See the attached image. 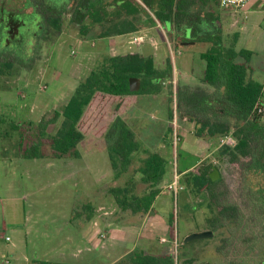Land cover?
Returning <instances> with one entry per match:
<instances>
[{
	"label": "rangeland",
	"instance_id": "obj_1",
	"mask_svg": "<svg viewBox=\"0 0 264 264\" xmlns=\"http://www.w3.org/2000/svg\"><path fill=\"white\" fill-rule=\"evenodd\" d=\"M66 1L44 0V3L56 7ZM21 5L20 0H0V7L7 10H17ZM38 5L43 7L41 1ZM26 11L30 13L29 9ZM218 13L223 15L224 12L220 10ZM139 17L148 26L156 24L148 23V16L140 14ZM222 17L220 23L224 28L220 37L223 45L233 47L236 51L245 49L252 52L249 66L255 68V74L260 76L257 79L262 83L264 0H253L247 5L245 14L235 17L239 23H235L232 15ZM36 18L31 15L28 18L30 20H26L32 21V25L28 26L31 37L29 42L25 41L21 45L23 51L17 47L14 53L7 55L14 66L3 76L0 74V261L7 259L10 264H29L25 259L35 258L72 264H110L115 260V264H118L128 255L142 250L154 255L171 254L174 264H240L249 245L246 242L249 231H235L238 239L234 242H223L226 233L223 237L213 235L210 239L183 244L190 233L207 231L205 193L192 199L185 189L172 194L164 189L162 183L153 210L144 223L141 220L138 224L137 219L121 214L109 189L123 186L132 171L119 178L114 177L103 137H97L95 133L85 136L77 146L78 158H55L46 141L42 147L45 157L39 160L17 158L10 148L20 133L12 131L11 126L21 125V133H38V125L45 122L42 133L55 134L60 119L54 123H50V119L67 102L77 84L92 67L104 56L143 53L141 46L144 43L147 53H156L153 58L159 67L162 68L169 59L172 79L171 82H164L158 94L139 93L127 97L122 119L140 144L158 151L168 161L165 178L169 180L171 176L192 168L202 162L207 154H211L204 160L205 163L215 165L221 175V184L227 190L229 202L247 215L249 209L246 208L244 197L246 182L225 160H217L214 142L209 145L205 139L206 147L202 138L191 133L194 132L192 123L178 109L179 87L189 81L196 84L197 89L204 87L201 79L205 63L199 55L210 44L199 43L181 48L177 41H171L170 36L165 34L164 29L168 32V26L163 28L161 38H155L152 29L147 31L146 36L138 34L100 38L97 26L92 28L87 37H82L77 28L70 24L67 13L61 18L60 32L53 33L50 29L51 32L44 37V32H40L35 24ZM43 25L49 29L47 22ZM134 38H142V41H135ZM7 56L3 59H7ZM239 60L244 61L243 58H237L236 62ZM189 68L194 71L196 80L188 79L178 72L183 69L189 74ZM262 105L264 108V96ZM261 121L264 126V110ZM5 133L13 134L4 139ZM174 134L179 139L175 147L172 144ZM212 150L215 152L210 153ZM135 180L136 190L140 193L144 186L138 183L137 176ZM176 183L180 185L178 179ZM86 206L92 207L98 224L97 229L94 227V231L89 233L91 235L85 238L91 237L89 243L82 238L90 223L86 220L89 213L84 208ZM78 213L81 216L76 220ZM169 216H172V225L169 224ZM4 237H9L10 241H5ZM220 246L224 249L218 250ZM254 247L261 251V256L264 255V239L255 243ZM130 249L133 250L128 252ZM255 261L254 264H258V260ZM262 261L259 264H264V258Z\"/></svg>",
	"mask_w": 264,
	"mask_h": 264
},
{
	"label": "trees",
	"instance_id": "obj_2",
	"mask_svg": "<svg viewBox=\"0 0 264 264\" xmlns=\"http://www.w3.org/2000/svg\"><path fill=\"white\" fill-rule=\"evenodd\" d=\"M20 1L24 3L17 10L2 9V76L14 66L4 53L5 49L20 48L22 45L20 40H17V45L8 40L6 31L10 28L17 30L27 23L26 20H30L28 18L31 15L37 17L35 24L40 32H44V37L51 32L50 29L53 33L60 32L61 18L67 13L70 24L77 28L82 37H87L94 26L100 29V38L132 34L142 27L138 21L141 14L148 16V23L157 21L163 28L168 26L177 33L181 28L188 27L193 37L198 38L201 36L198 32L201 31L200 24L210 21V10L219 7V0H67L56 7L47 6L44 0ZM40 1L43 7L38 5ZM28 7L31 8L30 13L26 11ZM44 22H47L49 29L43 25ZM220 34L215 27L211 33H202L209 39L194 40L195 43L210 44L199 55L205 63L201 81L207 89L179 87L178 109L183 117L194 123L193 133L197 137L217 139L232 133L237 141L236 146L218 148L215 157L220 161L225 160L246 182L244 197L248 214L244 215L237 205L229 202L221 177L214 182L210 180L209 174L216 168L211 162L202 161L199 166L181 174L178 181L192 199L206 194L208 216L205 222L207 231H212L214 237L227 233L223 242H234L238 239L235 231L250 232L246 239L249 245L240 264H254L256 259L259 264L263 262L264 255L261 256V251L255 249L254 244L264 239V126L261 121L264 85L249 77L248 63L252 52L225 47ZM6 56L8 58L3 59ZM237 58H243L244 61L236 62ZM130 78L140 80L138 92L129 91ZM171 79L172 64L169 59L162 68H158L151 55L135 53L104 56L77 84L67 102L54 112L50 123L60 119L55 134L42 133L45 122L38 125V133H21V125L11 126L12 131L20 132L10 147L12 153L25 160L42 159L45 157L43 142L46 141L55 158H78L77 146L85 136L95 133L97 137H103L114 177L119 178L132 171L125 184L109 189V194L118 211L137 219L139 224L151 211L161 192L168 161L158 152L140 144L122 116L128 103L127 97L139 93L158 94L164 82ZM203 100L205 104H201ZM108 119L110 121L107 124ZM10 134L13 133H5L3 138H10ZM136 176L138 183L144 186L140 193L136 190ZM84 208L89 210L86 220L92 221L95 216L92 207ZM168 220L172 225V216ZM223 249V246L218 248ZM128 256L118 264H174L173 255L168 253L154 255L141 250ZM35 264L72 263L38 260Z\"/></svg>",
	"mask_w": 264,
	"mask_h": 264
},
{
	"label": "crops",
	"instance_id": "obj_3",
	"mask_svg": "<svg viewBox=\"0 0 264 264\" xmlns=\"http://www.w3.org/2000/svg\"><path fill=\"white\" fill-rule=\"evenodd\" d=\"M253 0H250L249 1V3H248V5L252 2ZM247 7V6H246ZM220 10L221 11H223L224 13H223V15H220V13H218V12H220ZM210 14H211V18H210V21H203L201 24H200V28H201V31H198L199 32V34L201 35L200 37H198V38H196V37H193V35H192V30H190L188 27H183V28H181V31L180 32H176L174 29H172V28H170L169 27V32H167L166 30H164L165 31V34L167 33L168 34V36H170V38H171V41H175V40H178L179 39V37H183V36H186V38H187V40H191V41H193L194 42V40H205V39H209V37L207 38V36H203L202 35V33H204V32H207V33H211L212 32V28H217V29H219V31L221 32V30L224 28V26L220 23V21H221V19L223 18L222 16H227V15H232L230 12H227V11H224V10H222V9H220L219 7H217V8H214V9H212V10H210ZM152 16V18L154 19V17H153V15H151ZM233 16V18H235V16L234 15H232ZM237 18V17H236ZM235 18V20H237ZM213 19V20H212ZM138 21H139V24L140 25H142V27L138 30V31H136V32H134V33H132V34H124V35H144V36H146L147 35V31H149V30H151L152 29V33H154V37L155 38H161V35H163L164 34V32H163V27L157 22V21H155L156 22V24H154V25H151V26H148V24H146L145 22H144V20H143V18H138ZM238 23H239V21H238ZM151 33V32H150ZM120 36H122V35H118V36H112V37H115V38H119ZM220 36H221V34H220ZM196 44H199V43H194V44H190V45H188V46H194V45H196ZM180 47L181 48H185V47H182L181 45H180ZM187 47V46H186ZM141 50L143 51V53H140V54H142V55H151V56H153L154 57V55L156 54V53H152V54H150V53H147L146 52V50H148L147 49V47L144 45V43H143V45L141 46ZM177 52L180 54V51L179 50H177ZM154 61H155V58H154ZM240 62H241V60H239ZM238 62V61H237ZM155 63H156V61H155ZM181 63V62H180ZM158 68H161V67H159L158 66V64L156 65ZM184 66V64H183V62H182V67ZM248 66H249V63H248ZM250 67V73H249V77L252 79V80H254V81H256V82H258V83H260V84H264V76H263V78H262V83L260 82V80H258L257 79V77H260V76H257L256 74H255V68H253L252 66H249ZM189 69H191V71H189L188 73L189 74H186L185 73V71H183V69H180L178 72L179 73H181V74H184L183 76H185V77H187L188 79H192V80H196V78L195 77H193V75L195 74L194 73V71H192V68H189ZM201 72H203V70L201 71ZM201 78V77H200ZM200 78H197V79H200ZM190 83H188V84H186V85H184V86H182V87H188V88H191V89H197V87H196V84H194L193 85V83H191V81H189ZM198 85V84H197ZM200 86V85H199ZM205 88V86L204 87H199V89H204ZM206 89V88H205ZM125 111H126V109H125ZM192 128H194V123H192ZM191 133H193V131H191ZM204 139V140H203ZM208 140L209 142H208V144L209 145H212L213 144V142H214V146H215V144H216V146L214 147V149L215 150H217L218 149V147H217V140H218V138L217 139H208V138H205V137H203L201 140L202 141H205V143L207 142L206 140ZM205 146L207 147V143L205 144ZM163 146H161L160 148H162ZM215 150H212L210 153H213V152H215ZM155 152H158V151H156V150H154ZM211 154H207L206 155V158L204 159V160H206L209 156H210ZM203 160V161H204ZM201 161V160H200ZM201 162H198L195 166H193L192 168H190V169H188V170H185V171H183V172H181V173H179V174H177V175H174V176H171V178H170V180L169 179H167V178H165V180H164V185H166V184H169V183H171L173 180H174V178L176 177L177 179H179L180 178V176H181V174H183V173H185V172H187V171H189V170H191V169H194L196 166H198L199 164H200ZM155 202V201H154ZM153 207H154V203H153V205H152V209H151V211L153 210ZM150 211V212H151ZM149 212V213H150ZM149 213L144 217V219L142 220V223H144V221L147 219V217L149 216ZM80 216H81V214L80 213H78L77 214V216H76V220H78L79 218H80ZM79 217V218H78ZM96 221H95V219L94 220H92V221H90V223H89V225L87 226L88 227V229H87V231H85V234L87 233V235H82V238H87L88 237V235H91V234H89V233H91L92 231H94V223H95ZM74 227V226H73ZM78 227V226H77ZM75 229H76V226H75ZM5 238L6 237H4V240H5ZM89 239V240H88ZM88 239H85V241L86 242H91V237L90 238H88ZM69 240V238L67 239V241ZM6 241V240H5ZM10 241V240H9ZM66 241V242H67ZM50 244V243H49ZM48 244V245H49ZM92 244V243H91ZM133 249H130L128 252H131ZM78 251V250H77ZM78 252H81V251H78ZM82 253V252H81ZM163 254V253H162ZM1 256H3V255H1ZM77 256V255H76ZM6 261H8L7 259H5L4 261H0V264H10V261H8V263H6ZM25 261L26 262H28L29 264H35L36 263V261H38L37 259H32V260H27V259H25ZM48 261V260H47ZM18 262V261H17ZM115 260H114V262H111L110 264H115ZM74 264V263H73Z\"/></svg>",
	"mask_w": 264,
	"mask_h": 264
},
{
	"label": "built area",
	"instance_id": "obj_4",
	"mask_svg": "<svg viewBox=\"0 0 264 264\" xmlns=\"http://www.w3.org/2000/svg\"><path fill=\"white\" fill-rule=\"evenodd\" d=\"M249 1L250 0H219V8L224 10V11L230 12L232 15L237 17V16H240L242 13L245 14V9H246V6L248 5ZM237 22H238V20L235 21V23H237ZM134 40L141 42L142 38H134ZM178 141H179V139L174 134L173 140H172V144L174 147L176 146ZM236 144H237V141L231 132L220 136L217 140V147L218 148L225 147V146L226 147H235ZM176 181H177V178L175 177L171 183L166 184L164 186V189L171 192L172 194H176L178 192V190L183 189L180 185L179 186L177 185ZM93 225L97 229L98 224L95 222ZM5 240L9 241L10 238L6 237ZM161 241L165 242V240H163V239ZM6 263H8V261H6Z\"/></svg>",
	"mask_w": 264,
	"mask_h": 264
},
{
	"label": "flooded vegetation",
	"instance_id": "obj_5",
	"mask_svg": "<svg viewBox=\"0 0 264 264\" xmlns=\"http://www.w3.org/2000/svg\"><path fill=\"white\" fill-rule=\"evenodd\" d=\"M23 1V0H22ZM24 2H22L23 4ZM28 4V3H27ZM2 9H5L3 6L0 7V33H1V24L3 23V18H2ZM31 10L30 7H28L26 10ZM9 18V17H8ZM31 23L30 22H27L26 24L22 25L20 28H18L17 30H13V29H7L6 31V36H7V39L10 40V41H14V42H17V40H20L22 42V45H24V42L27 41L29 42L30 41V32H29V28L28 26H30ZM177 41L178 43V46L180 47V45L182 47H186L190 44H183V43H191L193 41H189L187 40L186 36H183V37H179L178 40H175ZM195 43V42H193ZM1 44V43H0ZM11 45V44H10ZM8 45V46H10ZM15 45V44H14ZM17 48V47H16ZM16 48H13V49H10V50H6L4 51L5 54L8 55V53L10 54V52H13ZM20 50L23 51L22 47H20ZM9 51V52H7ZM3 53V48L2 46H0V55Z\"/></svg>",
	"mask_w": 264,
	"mask_h": 264
},
{
	"label": "water",
	"instance_id": "obj_6",
	"mask_svg": "<svg viewBox=\"0 0 264 264\" xmlns=\"http://www.w3.org/2000/svg\"><path fill=\"white\" fill-rule=\"evenodd\" d=\"M183 44H194L193 42L191 43H183ZM128 86H129V91L130 92H138L140 89V80L138 78H130L128 81ZM221 175L218 171V169L213 168L212 172L209 174V178L211 181H216L220 179ZM213 236L212 231H203V232H195V233H190L183 241V244H187L190 242L194 241H201V240H206L210 239ZM201 264H208V263H201Z\"/></svg>",
	"mask_w": 264,
	"mask_h": 264
}]
</instances>
